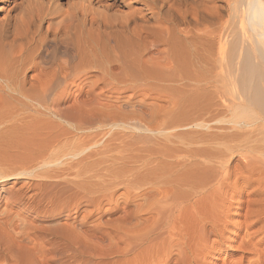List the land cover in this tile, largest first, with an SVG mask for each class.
<instances>
[{"label":"bare ground","instance_id":"1","mask_svg":"<svg viewBox=\"0 0 264 264\" xmlns=\"http://www.w3.org/2000/svg\"><path fill=\"white\" fill-rule=\"evenodd\" d=\"M17 178L73 221L42 264H264V0H0Z\"/></svg>","mask_w":264,"mask_h":264},{"label":"rangeland","instance_id":"2","mask_svg":"<svg viewBox=\"0 0 264 264\" xmlns=\"http://www.w3.org/2000/svg\"><path fill=\"white\" fill-rule=\"evenodd\" d=\"M28 182L29 179L25 178L9 179L0 182V190H5L3 193L1 192L2 197H0V242L6 243L8 245L15 244V247L22 249V252L24 253L23 257L27 261H30V263L32 262L36 264H42L44 262L46 263V261L51 256H49L46 251L51 238L50 234L55 230V228L56 230L62 229V224L64 222L71 223L73 221L72 219L67 221L66 212L58 211L57 209H53V207L48 205L46 206L44 201L41 202L38 197L33 196L35 191H30L28 189ZM8 191L13 193H24L25 196L18 199L16 195L10 194ZM62 230L64 231V229ZM36 241L40 243V246L39 244L38 246L41 250L37 253L34 252L29 254L28 251L33 249L34 242ZM43 246H46V248ZM42 249H44L45 252L42 251ZM8 257L9 256L1 255L0 263L11 264L12 259L11 257ZM235 258H239V254L233 255L231 261L233 259L236 260Z\"/></svg>","mask_w":264,"mask_h":264}]
</instances>
